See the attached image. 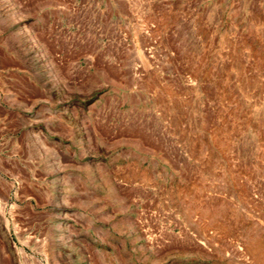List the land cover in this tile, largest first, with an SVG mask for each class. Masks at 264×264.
<instances>
[{
    "label": "rangeland",
    "instance_id": "1",
    "mask_svg": "<svg viewBox=\"0 0 264 264\" xmlns=\"http://www.w3.org/2000/svg\"><path fill=\"white\" fill-rule=\"evenodd\" d=\"M0 264H264V0H0Z\"/></svg>",
    "mask_w": 264,
    "mask_h": 264
}]
</instances>
